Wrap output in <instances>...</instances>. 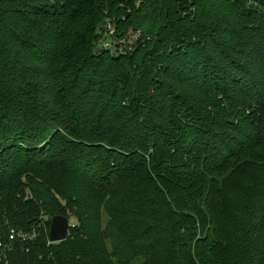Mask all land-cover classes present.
Instances as JSON below:
<instances>
[{
    "label": "trees",
    "instance_id": "trees-1",
    "mask_svg": "<svg viewBox=\"0 0 264 264\" xmlns=\"http://www.w3.org/2000/svg\"><path fill=\"white\" fill-rule=\"evenodd\" d=\"M0 242V264H264V0H0Z\"/></svg>",
    "mask_w": 264,
    "mask_h": 264
},
{
    "label": "water",
    "instance_id": "water-1",
    "mask_svg": "<svg viewBox=\"0 0 264 264\" xmlns=\"http://www.w3.org/2000/svg\"><path fill=\"white\" fill-rule=\"evenodd\" d=\"M69 231V220L63 215H54L50 219L48 239L50 242H59L67 238Z\"/></svg>",
    "mask_w": 264,
    "mask_h": 264
},
{
    "label": "rangeland",
    "instance_id": "rangeland-1",
    "mask_svg": "<svg viewBox=\"0 0 264 264\" xmlns=\"http://www.w3.org/2000/svg\"><path fill=\"white\" fill-rule=\"evenodd\" d=\"M110 29V28H109ZM104 30V25L102 27V30H99L100 32V36L98 38V40H96V44L97 45H102L103 42H105L106 40V33ZM103 31V32H102ZM102 34V35H101ZM136 38V34H129V36L127 37V41L128 42H133V40ZM228 217L227 214L221 216V222H224L225 221V218ZM74 221V218H70L69 219V223L73 222ZM107 221H108V216L106 215V213L104 211H101V225L103 228H105L106 224H107ZM30 238H33V237H30ZM23 240V239H22ZM224 240H229V236H226L224 237ZM107 248L111 251V247L110 245L107 243ZM8 249V245L7 247H4L3 249L0 250V253L4 254V251ZM113 259V262L116 264V261H115V258H112ZM143 260L140 258V259H136L133 263L131 264H140ZM119 264V263H118Z\"/></svg>",
    "mask_w": 264,
    "mask_h": 264
},
{
    "label": "built area",
    "instance_id": "built-area-1",
    "mask_svg": "<svg viewBox=\"0 0 264 264\" xmlns=\"http://www.w3.org/2000/svg\"><path fill=\"white\" fill-rule=\"evenodd\" d=\"M19 235H20V234H17V235H16V232H15L13 229H11L10 232H9V235H8L9 241L14 240V238H15L16 236H19ZM0 247H5V245H3V243L0 242Z\"/></svg>",
    "mask_w": 264,
    "mask_h": 264
}]
</instances>
